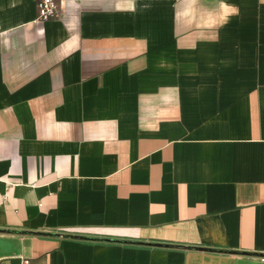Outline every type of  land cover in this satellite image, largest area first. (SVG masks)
I'll list each match as a JSON object with an SVG mask.
<instances>
[{
	"label": "crops",
	"instance_id": "1",
	"mask_svg": "<svg viewBox=\"0 0 264 264\" xmlns=\"http://www.w3.org/2000/svg\"><path fill=\"white\" fill-rule=\"evenodd\" d=\"M36 1L0 0V229L59 236L0 264H264V0Z\"/></svg>",
	"mask_w": 264,
	"mask_h": 264
},
{
	"label": "built area",
	"instance_id": "2",
	"mask_svg": "<svg viewBox=\"0 0 264 264\" xmlns=\"http://www.w3.org/2000/svg\"><path fill=\"white\" fill-rule=\"evenodd\" d=\"M37 17L35 22H47L56 20L61 13V0H37ZM18 264H29L26 259H19Z\"/></svg>",
	"mask_w": 264,
	"mask_h": 264
},
{
	"label": "water",
	"instance_id": "3",
	"mask_svg": "<svg viewBox=\"0 0 264 264\" xmlns=\"http://www.w3.org/2000/svg\"><path fill=\"white\" fill-rule=\"evenodd\" d=\"M0 233H9V234H18V235H39V236H59L58 234H51V233H42V232H26V231H17V230H4L0 229ZM78 238V237H77ZM95 241H103V242H120V243H129V244H141V245H148V246H161L157 244H142V243H134V242H127V241H118V240H106V239H96ZM169 247V246H164ZM194 250L199 251H210V252H218V253H224V254H237L235 252H227V251H214L204 248H192ZM241 255L249 256L247 253H242Z\"/></svg>",
	"mask_w": 264,
	"mask_h": 264
}]
</instances>
